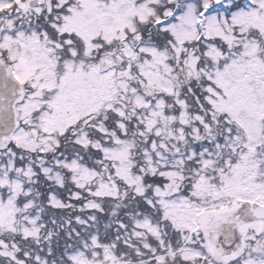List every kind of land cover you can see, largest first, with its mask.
Masks as SVG:
<instances>
[{"label": "snow or ice", "instance_id": "6c2138e0", "mask_svg": "<svg viewBox=\"0 0 264 264\" xmlns=\"http://www.w3.org/2000/svg\"><path fill=\"white\" fill-rule=\"evenodd\" d=\"M0 264H264V0H0Z\"/></svg>", "mask_w": 264, "mask_h": 264}]
</instances>
